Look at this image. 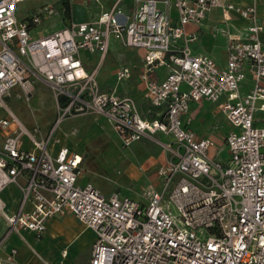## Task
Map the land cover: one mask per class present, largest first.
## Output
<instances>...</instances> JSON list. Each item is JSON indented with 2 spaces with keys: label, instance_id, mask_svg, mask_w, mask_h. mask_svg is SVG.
<instances>
[{
  "label": "built area",
  "instance_id": "built-area-1",
  "mask_svg": "<svg viewBox=\"0 0 264 264\" xmlns=\"http://www.w3.org/2000/svg\"><path fill=\"white\" fill-rule=\"evenodd\" d=\"M25 1L0 0V112L6 114L0 119V214L8 225L6 237L28 231L40 238L49 219L73 215L96 235L90 264H264L259 0L245 7L223 0H135L130 16L118 2L94 21L64 19L62 28L42 35L36 29L59 12L45 5L19 20L17 6ZM218 8L249 22L245 38L229 37L225 68L208 56L193 55L190 45L197 36L186 30ZM112 40L145 51L142 79L151 106L160 110L143 116L134 99L101 87L98 67L87 70L83 54H98L104 61ZM160 68L167 75L158 82L150 77ZM131 75L130 67L122 66L117 80ZM249 78L252 87L243 92ZM37 80L54 91L58 117L45 139L28 136L35 147L30 152L21 147L28 130L8 100L17 93L29 99ZM203 102L215 105L232 127L225 139L226 162L213 159L214 142L198 138L188 126L191 105ZM73 110L104 116L125 148L157 141L160 134L169 139L160 143L169 158L157 170L161 189L148 186L146 204L118 193L105 196L91 183L79 185L84 157L67 147L51 153L50 145L59 142L57 128ZM11 185L22 191L14 214L1 197Z\"/></svg>",
  "mask_w": 264,
  "mask_h": 264
},
{
  "label": "crops",
  "instance_id": "crops-1",
  "mask_svg": "<svg viewBox=\"0 0 264 264\" xmlns=\"http://www.w3.org/2000/svg\"><path fill=\"white\" fill-rule=\"evenodd\" d=\"M134 1L135 0L131 1V3L124 4L125 2L124 0H117L115 5L119 2V7L120 9H122L123 13L125 15L130 16L132 15V12L134 11L135 8ZM223 1L235 6H242V7L248 6L251 3V0H223ZM258 9H259L261 23L264 26V0H259ZM110 10L111 9H106V11H110ZM106 11L103 10L101 14ZM101 14H99L93 19L84 18L83 20H78L76 17V20L72 19L71 21L73 22L94 21ZM172 16L175 18L176 14L172 12ZM63 26H61L60 28H62ZM248 26H249V22L243 19L242 17H240L239 15H237L236 13L234 12L225 13L222 9L219 8L214 9L208 14L207 18L202 23L191 24L187 26L186 28L187 33L189 35L197 36V40L190 45L191 53L193 55L208 56L212 58L220 68H225L228 61L229 37L238 36L240 38H245L248 33L247 31ZM35 33L37 35L45 34L40 30L37 31V29ZM261 40L264 45V31L261 35ZM112 49L118 51L120 50L122 53L126 51L124 53L126 54V57H122L124 59L122 64L123 66L130 67V69L132 70V75L130 79L121 82L117 80V70L120 68L119 67L120 65L118 67L111 66L113 73L100 72L108 55L106 56L104 61H101L100 56L98 54L88 55L84 53L83 59H84L85 67L89 71H93L98 67L97 80L105 91H109V92L115 91L121 97H130L134 99L137 103V106L141 114L143 116L147 115L152 109L150 107L151 106L150 101L147 98V92L145 87L146 85L142 79L143 72L136 73V71L131 68L133 64H140V63L144 64L145 51H141L138 49L122 48L117 42L113 40L111 41V45H110V50ZM138 52L141 53V56L140 53ZM127 60H129L128 61L129 63H127ZM166 75H167L166 69L160 68L157 70V73H154L150 78L158 82H161L166 78ZM39 83L46 85L44 81L37 80L34 83V87ZM251 87H252V80L251 78H249L248 81H246V83L242 86V91L247 92L251 89ZM203 106H215V105L209 102L192 104L190 108V113L186 117V120L189 123L188 126L196 133L198 138L211 139L214 142V147L210 150V156L213 159L226 162L228 161V152L226 153L227 155L226 158L222 157L221 159H216L214 155L215 152H217V150H219L218 152H220L221 150L227 151L225 147V139L227 135L232 131V127L225 118V116L219 111V109L216 106H215L216 111L223 116L222 124H220L217 120H212L210 118L203 120L197 119L196 114L198 110ZM259 115H260V119L264 121V113H260ZM5 116L6 114L4 112H0V119L4 118ZM99 116L103 117L111 126L110 122L104 116L101 115ZM196 122L200 123L202 134L196 132L195 130ZM63 123L64 121L61 124ZM205 129H207L208 131L207 134L204 133ZM224 132H225V137L222 140V143L218 144L217 140L221 135H223ZM22 138H25V141H27L26 144L28 145L21 144V147L26 151L34 152L35 147L30 142V139L27 136ZM3 140L4 137L0 133V145L3 143ZM156 140L162 144L169 142V139L161 134L156 136ZM141 142H144V140ZM62 147L69 148L67 145H63L61 143H53L50 145L49 150L51 151L52 154L56 155ZM161 148L163 147L161 146ZM69 149L73 152L82 154L77 150H73L71 148ZM148 162H150L149 159H145L143 160V162H140V167L138 168V171L140 173L147 171ZM163 164L165 163H162L159 167L156 166V171L154 172V175L151 178L152 180L151 185H155L157 189H161V181L157 177V170ZM89 168L91 171L92 165H89ZM87 171L90 172L89 169H87ZM87 171L85 172L84 170L83 176L79 179V185L84 186L92 182L96 184V186H98V189L103 193L104 191L102 190V187L98 185L96 180L91 178L90 174H88ZM130 175L134 176L133 174ZM112 194L113 193L111 194L107 193L104 195L110 196ZM1 197L6 205L9 214H14L18 211L22 201V191L17 186L11 185L8 188H6L2 192ZM125 197H129V196H125ZM137 201L146 204L145 199H143V197L141 196L140 198L137 199ZM31 208H32L31 205L28 204L25 207V210L30 211ZM66 221L81 226L82 232L88 234V237H86V239L83 240L81 238L76 239L75 237H72L67 231L68 240L61 244L57 243L56 239L58 234L60 232L64 233V231L67 230L66 225H64V222ZM46 228H47L46 232L40 238L36 237L33 233L28 231H22L20 234L12 233L8 237H6L8 232V225L5 219L3 218V216L0 214V264H46V263L76 264L78 262L80 263L83 262L82 264H86L88 262V258H89L88 263L90 264L92 246L96 238V235L93 230L87 228L73 215L51 218L47 221ZM14 250L17 251V254L14 255L12 261H9L8 259L9 257H11L12 252ZM64 251L67 252V256L65 258L62 257V253Z\"/></svg>",
  "mask_w": 264,
  "mask_h": 264
},
{
  "label": "rangeland",
  "instance_id": "rangeland-1",
  "mask_svg": "<svg viewBox=\"0 0 264 264\" xmlns=\"http://www.w3.org/2000/svg\"><path fill=\"white\" fill-rule=\"evenodd\" d=\"M116 1L27 0L17 6V17L19 20H22L27 16L37 13L45 5L54 6L58 10L59 16L43 22L37 28V31L40 30L46 33L63 26L64 22H66L64 19L76 20V17L78 20H83L84 18L93 19L101 14L103 10L113 9ZM124 1V4H127L133 0ZM65 5L70 8L69 17L66 15ZM125 52L122 53L120 50L114 49L110 50L100 72L113 73L111 66L118 67L120 65L119 67L121 68L124 61L122 57H126ZM128 61L127 63H129ZM131 68L136 73H142L144 71V64H133ZM8 106L10 111L15 114L28 130L29 135L26 136L34 137L38 141L45 139L50 134L58 117L56 95L54 91L41 83L34 87L29 99L17 93L15 97L8 100ZM150 107L153 111L160 110L152 106ZM196 115L199 120L210 118L217 120L220 124L223 121V116L216 111L215 106H203L198 110ZM195 130L197 133L202 134L200 123L196 122ZM207 132V129H205L204 133L207 134ZM55 137L58 139V143L67 145L69 148L82 153L81 155L84 156L83 168L85 172L87 169L90 171L89 165H92L91 171L87 172L102 187L104 194L118 193L120 196H129V198L136 201L140 196L144 199V192L152 184L151 178L156 171V166L159 167L169 159L158 141H148L146 139L144 142L134 143L130 147H123L119 137L109 123L98 114L94 112L88 113L86 110L78 112L73 110L71 115L67 116L64 123L59 125ZM224 137L225 132L219 137L217 143L221 144ZM21 142L23 145H28L25 138H22ZM218 151L214 155L216 159L226 158L227 151ZM145 159L150 160L147 163L148 169L146 172L140 173L138 171L140 162H143ZM92 184L98 188L96 184ZM173 211L177 215L174 209ZM64 225H66L67 230L64 233L60 232L58 234L57 243L61 244L68 240L67 231L76 239L81 238L83 240L88 237V234L82 232V228L78 224L66 221ZM88 262L86 264H89ZM82 263L78 262L76 264Z\"/></svg>",
  "mask_w": 264,
  "mask_h": 264
},
{
  "label": "trees",
  "instance_id": "trees-1",
  "mask_svg": "<svg viewBox=\"0 0 264 264\" xmlns=\"http://www.w3.org/2000/svg\"><path fill=\"white\" fill-rule=\"evenodd\" d=\"M65 8H66V15H67V17H69V15H70V8H68L66 5H65Z\"/></svg>",
  "mask_w": 264,
  "mask_h": 264
}]
</instances>
